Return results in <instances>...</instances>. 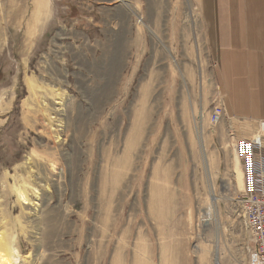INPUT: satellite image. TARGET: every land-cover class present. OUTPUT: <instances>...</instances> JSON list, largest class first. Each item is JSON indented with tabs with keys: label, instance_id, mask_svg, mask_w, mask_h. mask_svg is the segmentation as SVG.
<instances>
[{
	"label": "rangeland",
	"instance_id": "1",
	"mask_svg": "<svg viewBox=\"0 0 264 264\" xmlns=\"http://www.w3.org/2000/svg\"><path fill=\"white\" fill-rule=\"evenodd\" d=\"M193 3L0 0V253L251 264L233 144L260 136L210 128L218 91ZM201 113L217 228L202 221Z\"/></svg>",
	"mask_w": 264,
	"mask_h": 264
},
{
	"label": "crops",
	"instance_id": "2",
	"mask_svg": "<svg viewBox=\"0 0 264 264\" xmlns=\"http://www.w3.org/2000/svg\"><path fill=\"white\" fill-rule=\"evenodd\" d=\"M192 1L213 88L223 105L212 129L228 135H259L264 160V0ZM237 177L241 178V171Z\"/></svg>",
	"mask_w": 264,
	"mask_h": 264
},
{
	"label": "built area",
	"instance_id": "3",
	"mask_svg": "<svg viewBox=\"0 0 264 264\" xmlns=\"http://www.w3.org/2000/svg\"><path fill=\"white\" fill-rule=\"evenodd\" d=\"M223 114L219 93H216L208 112V123L213 128ZM233 152L240 164L242 188L232 197L249 232L252 246L249 254L251 264H264V160L261 146L255 141L241 137L233 144Z\"/></svg>",
	"mask_w": 264,
	"mask_h": 264
},
{
	"label": "bare ground",
	"instance_id": "4",
	"mask_svg": "<svg viewBox=\"0 0 264 264\" xmlns=\"http://www.w3.org/2000/svg\"><path fill=\"white\" fill-rule=\"evenodd\" d=\"M32 89H33V85H32V82H30V90H32ZM203 117L204 116H203L202 113L198 117L199 119H198V123H197V133H198L197 135H198V139H199L200 149H201V151L203 153V164H204L205 171L207 172V175H208V178H209L208 181L210 182V185H209V199H210V203L203 210L202 221H203L204 225H209L210 222H213L215 224V227L217 228V227H219V215H218V210H217V207H216V203H217L219 197H218V195L215 194V191H214V187H213V184H212L211 172H210V162L208 161V156L205 153L204 132H203ZM228 187L229 186H228V182H227L226 185H225V189H228ZM240 188H242V187H240ZM21 197L23 198L24 201L27 199L23 194H21ZM218 243H220V242H218ZM20 262L21 261H20V258H19V253H18L17 249L14 246L9 251L8 254L5 255V253L4 254L0 253V264H21ZM213 264H221V262L219 261L217 253L215 255V259H214V263Z\"/></svg>",
	"mask_w": 264,
	"mask_h": 264
}]
</instances>
